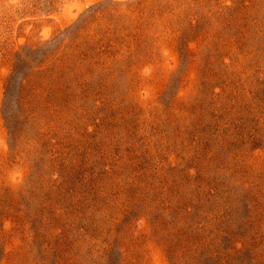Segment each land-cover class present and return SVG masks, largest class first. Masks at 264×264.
<instances>
[{
    "label": "rangeland",
    "instance_id": "rangeland-1",
    "mask_svg": "<svg viewBox=\"0 0 264 264\" xmlns=\"http://www.w3.org/2000/svg\"><path fill=\"white\" fill-rule=\"evenodd\" d=\"M0 264H264V0H0Z\"/></svg>",
    "mask_w": 264,
    "mask_h": 264
}]
</instances>
